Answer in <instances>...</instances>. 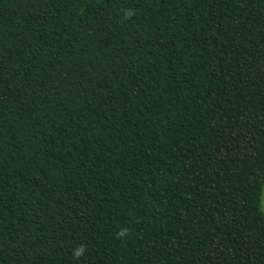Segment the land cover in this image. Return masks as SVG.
<instances>
[{
	"label": "trees",
	"instance_id": "obj_1",
	"mask_svg": "<svg viewBox=\"0 0 264 264\" xmlns=\"http://www.w3.org/2000/svg\"><path fill=\"white\" fill-rule=\"evenodd\" d=\"M263 187L264 0H0V264H264Z\"/></svg>",
	"mask_w": 264,
	"mask_h": 264
},
{
	"label": "rangeland",
	"instance_id": "obj_2",
	"mask_svg": "<svg viewBox=\"0 0 264 264\" xmlns=\"http://www.w3.org/2000/svg\"><path fill=\"white\" fill-rule=\"evenodd\" d=\"M260 209L264 215V187L262 190V194H261V199H260Z\"/></svg>",
	"mask_w": 264,
	"mask_h": 264
},
{
	"label": "clouds",
	"instance_id": "obj_3",
	"mask_svg": "<svg viewBox=\"0 0 264 264\" xmlns=\"http://www.w3.org/2000/svg\"><path fill=\"white\" fill-rule=\"evenodd\" d=\"M126 233V230L124 232L121 233V235H124ZM83 252V247L81 246L80 249H78L76 252H75V255L78 257L82 254Z\"/></svg>",
	"mask_w": 264,
	"mask_h": 264
}]
</instances>
